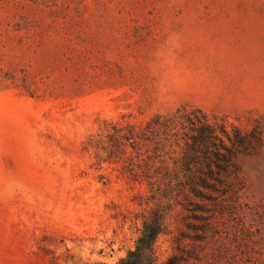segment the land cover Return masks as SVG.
I'll return each mask as SVG.
<instances>
[{"label": "rangeland", "instance_id": "1", "mask_svg": "<svg viewBox=\"0 0 264 264\" xmlns=\"http://www.w3.org/2000/svg\"><path fill=\"white\" fill-rule=\"evenodd\" d=\"M195 109L257 139L201 198L151 191L114 139ZM154 214L156 264H264V0H0V264H118Z\"/></svg>", "mask_w": 264, "mask_h": 264}, {"label": "trees", "instance_id": "2", "mask_svg": "<svg viewBox=\"0 0 264 264\" xmlns=\"http://www.w3.org/2000/svg\"><path fill=\"white\" fill-rule=\"evenodd\" d=\"M120 131L125 133L114 139L116 147L128 143L135 149L139 142H144L147 144L146 153H152L147 157L155 174L146 177L150 190L159 192L162 185L164 193L185 198L188 194L201 198L202 190L213 188L210 181H218L217 175L237 171V155L245 153L251 139H257L235 127L229 133L224 125H212L198 109L188 115H180V111L172 116L156 115L146 123L142 132L130 125ZM165 149L173 154L169 158L172 168L164 158L168 154ZM161 172V179H155ZM186 202L185 207L189 206L190 211L198 210L195 203L187 199ZM162 231V219L156 214L145 219L134 249L118 264H156L155 241ZM184 262L182 255L174 253L164 264Z\"/></svg>", "mask_w": 264, "mask_h": 264}]
</instances>
